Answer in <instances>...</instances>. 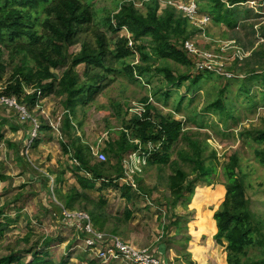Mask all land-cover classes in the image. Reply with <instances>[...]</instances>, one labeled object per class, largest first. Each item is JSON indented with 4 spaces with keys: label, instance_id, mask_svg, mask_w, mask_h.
Listing matches in <instances>:
<instances>
[{
    "label": "rangeland",
    "instance_id": "374dc122",
    "mask_svg": "<svg viewBox=\"0 0 264 264\" xmlns=\"http://www.w3.org/2000/svg\"><path fill=\"white\" fill-rule=\"evenodd\" d=\"M121 1H94L96 21L91 26L89 40L94 41L95 30L100 29L108 34L111 41H115L116 36L105 23V18L120 7ZM132 1L143 14L147 13L145 2L149 0ZM167 1L160 0L159 13L168 8L165 4ZM197 1L198 4L200 2L201 10L200 5L203 2ZM223 1L238 12L239 22L236 27L231 29L212 22L200 28L190 22L194 35L186 40L185 44L190 42L199 51L202 70L212 68L218 72L227 68L240 73V77L231 81L230 86L226 88L231 90L234 96L231 100L233 116L227 123L218 113L203 110L206 90L210 92V98H215L218 91L227 85L226 80L219 76L206 73L208 79H204L198 88L200 90L193 94L188 92L189 83L179 91L174 89L178 93L173 94L165 105V99H162L160 94L157 93L159 99L154 96L164 79L162 75L154 76L150 83L145 77L138 75L140 82H132L121 64H118L121 71L114 75L110 86L86 107L83 127L74 121L76 134L90 145L95 163L107 161L109 156L112 161H116L109 152L104 151L106 142L114 136L116 130L122 128L121 121L113 117L114 101H118L116 105H122L125 109L131 108L126 117L128 120L141 114L147 103H153L164 115L170 112L174 114L178 96L183 95L187 98L183 104V112L175 113L174 117L185 126L188 117L186 112L196 117L198 124L189 123V129L198 132L194 137L204 141L207 146L205 155L212 159L208 167L216 168L210 175L211 179H197L196 174H192L189 179L196 181V191L187 193L188 198L182 199L170 210L166 204V198L170 196L167 178L173 173L171 162L178 158L175 147L178 143L171 150L170 163L149 165L151 154L143 152L142 143L135 140L139 146L138 151L126 155L123 180L136 189V179L142 177L145 185L149 187L147 190H153L148 198L136 203L130 221L123 224L120 230L113 221H109L101 229L94 224L89 211L80 208L79 202L74 210L64 208L61 217L55 208V205L63 207L58 192H69L74 186L80 188L73 171L80 163L72 158L73 150L67 153L62 144L71 143L61 131L64 113L62 99L56 95H39V105L29 110L26 105L19 103L17 97L4 95L0 97V222L3 225L8 221L10 223L5 234L0 237V254H6L4 249L8 245H16L23 237L31 234L30 242H21L19 250L34 248L36 251L47 253L56 262L66 259L68 264H89V261H95L96 264H137L115 251L112 245L117 242L142 251L149 257L156 255L166 264H229L226 247L219 244L209 233L212 230V212L228 201L227 191L221 192L218 185L226 183L224 165L234 152L241 156L242 166L247 174L246 183L251 207L262 221L264 230V164L255 158L256 143L253 138H247L249 142H246L241 135L246 129H264V0H247L235 4H231L232 0ZM121 35L130 36L126 26L122 28ZM149 40L150 38L139 44L147 45ZM79 50L80 45L72 48L73 52ZM7 59L6 51L3 60ZM133 59L136 63L139 62V53H136ZM170 63L179 72L186 70V67ZM160 64L164 65L166 62L160 59L155 65ZM78 70L83 74L85 66L81 65ZM60 72L61 69L57 70V73ZM11 73L12 67L8 65L0 82V91ZM26 89L30 91L36 88ZM241 89H250V93L247 95ZM189 98H195L190 106ZM82 115L83 112L79 110L76 117L81 119ZM12 124L18 125L19 128L12 129ZM42 125H49V130L41 132ZM36 138L42 141L34 147ZM8 141L14 147L9 146ZM183 146H187L186 141ZM80 174L87 178L92 177L88 172L82 171ZM58 178L62 180L59 181ZM96 183L95 189H89L88 192L97 202L101 198L106 199V209L112 218L123 219L125 208L129 204L122 196V190L113 186L102 187L101 180ZM174 215L177 218H174ZM85 225L93 232L83 235ZM100 232L106 233V238L98 239L96 234H101ZM89 240L92 244H89ZM224 243L227 244L226 241ZM162 244L165 252L161 250ZM88 247L93 251L88 250ZM251 257H263L261 246L252 248L245 261H249ZM25 259L30 262L33 255L25 254Z\"/></svg>",
    "mask_w": 264,
    "mask_h": 264
},
{
    "label": "trees",
    "instance_id": "16d2710c",
    "mask_svg": "<svg viewBox=\"0 0 264 264\" xmlns=\"http://www.w3.org/2000/svg\"><path fill=\"white\" fill-rule=\"evenodd\" d=\"M94 1L0 0V82L6 74L8 65L12 67V73L1 89L0 97L4 95L17 97L19 103L26 105L29 110L39 105L37 100L39 95H56L62 99L64 113L61 131L71 142L70 145L62 144L67 153L73 150L72 158L80 163L73 170L80 188L74 186L69 192H58L63 207L55 205V208L62 217L64 208L74 210L76 203L79 202L80 208L89 211L95 225L103 229L109 221H113L120 230L123 224L130 221L136 203L148 198L153 190H147L149 187L145 185L142 177L136 179V189L123 180L124 159L139 147L135 140H140L144 147L143 152L151 154L148 159L149 165L170 163L171 150L178 143L175 146L178 158L171 162L173 173L167 178L170 196L166 198V204L170 210H173L182 199L188 198L187 193L196 191V181L189 179L192 174H196L197 179H211L210 175L216 168L213 166L209 169L208 165L212 159L205 155L207 146L204 141L194 137L198 132L189 129L191 127L189 123L198 124L196 117L186 112L187 126L174 117L175 113L183 112V104L187 99L183 95L178 96L179 101L174 114L170 112L164 115L153 103H147L141 114L134 115L128 120L126 117L131 108L125 109L122 105H116L118 101H114L113 117L121 121L122 128L116 130L114 136L106 142L104 151L109 152L116 161H112L109 156L107 161L94 162L90 145L77 136L75 125L77 123L83 127L86 107L110 86L114 75L121 71L118 64L123 66L126 76L132 82H140L138 75L145 77L149 83L154 76L162 75L164 79L154 96L157 98L160 94L162 99H165V105L186 83H189L188 92L193 94L200 90L198 88L203 80L208 79L206 73L211 74L210 76H219L226 80L227 85L218 91L215 98H210V92L206 90L203 110L218 113L225 123L233 116L231 100L234 97L233 92L226 88L230 86L231 81L240 77V73L227 68L218 73L198 68V56L190 53L185 47V41L194 35L190 20L171 6L159 13L160 0L146 1V14L136 7L134 1L122 0L120 7L105 18V23L116 36L115 41H111L108 34L100 29L95 30V39L91 41L89 32L96 21ZM246 1L232 0L231 4ZM202 2L201 11L209 13L213 17V23L226 25L231 29L236 27L239 22L238 12L227 6L223 0ZM125 26L130 36L121 35ZM148 38L150 40L147 45L139 44ZM78 45L80 50L73 52L72 48ZM6 51L8 59L4 61L3 55ZM136 53L140 55L137 63L132 60ZM160 59L166 64L156 66L157 60ZM170 62L186 67V70L179 72ZM81 65L85 66L83 74L78 70ZM60 69L61 72L57 73ZM27 87L36 89L28 91ZM241 90L247 95L250 93V89ZM194 101L195 98H189V106ZM79 110L83 112L81 119L76 117ZM12 125V129L19 128L16 124ZM185 127L188 129H184ZM40 128L43 132L49 130L50 126L42 125ZM241 135L246 142H249L247 138H253L256 143L255 158L264 164V129L255 131L246 129ZM41 141L42 139L36 138L33 146L37 147ZM185 141L186 147L183 146ZM7 144L14 147L9 141ZM180 144L182 146H179ZM186 168L191 170L188 171ZM82 171L88 172L92 177L82 176L80 174ZM224 175L226 183L218 185V188L221 192L227 191L229 197L225 204L212 212V230L209 235H213L219 244L226 247L229 264H264L262 221L251 207L246 183L247 174L237 152L231 154L225 163ZM100 180L102 187L113 186L122 190V196L129 204L125 208L123 219L112 218L106 209V199L101 198L97 202L88 192L89 189H95L96 182ZM171 212L173 215V211ZM174 218L177 217L174 215ZM9 223L10 221L3 225L0 222V237L5 234ZM30 239L31 234H28L16 245H8L4 249L7 253L0 254V264H68L66 259L56 262L47 253L36 251L34 248L19 250L21 242L29 243ZM258 246H261L263 257L258 259L251 257L246 262L245 257L250 256V250ZM163 247L162 244V252ZM29 253L33 255L30 262L25 259V254ZM89 264L96 263L89 261Z\"/></svg>",
    "mask_w": 264,
    "mask_h": 264
},
{
    "label": "built area",
    "instance_id": "2783aa9c",
    "mask_svg": "<svg viewBox=\"0 0 264 264\" xmlns=\"http://www.w3.org/2000/svg\"><path fill=\"white\" fill-rule=\"evenodd\" d=\"M165 4L167 5V7L168 6L174 7L184 17L188 18L190 20V22H192L195 26L196 25L199 26L200 28H203L204 26L206 27L213 22V18L209 13L202 12L200 10L197 0H168ZM130 44H133V43L131 42ZM185 47L190 53H193L194 55L198 56V62L199 63H198L197 67L201 68L200 66H202V62L199 59V57H200L199 51L190 42H187L185 44ZM203 58L208 59L206 56H203ZM204 69H207V68H204ZM208 70L213 71L212 68H209ZM221 70L225 71L226 68L221 69ZM222 71H218V72H222ZM214 72H216V71H214ZM6 102H9V101L6 100ZM136 142H139V141H136ZM133 154H136V153H133ZM134 186L136 188V183L134 184ZM88 225H85V227H84L86 234L93 232V230L88 229ZM106 236H107L106 233L96 234V237L100 240H102L103 238H106ZM88 242H89V244H92V241L89 240ZM112 246L115 249V251H117L118 254L125 255L127 259L132 260V261L136 262L137 264H166V262H164V261L161 262L160 258L156 255H155V257L154 256L149 257L144 252L137 251V250H135V249H133L127 245H124L120 242H117L115 245H112ZM88 250H91V249L88 247ZM91 251H93V250H91ZM99 257H101V256H99Z\"/></svg>",
    "mask_w": 264,
    "mask_h": 264
},
{
    "label": "crops",
    "instance_id": "0c3cea01",
    "mask_svg": "<svg viewBox=\"0 0 264 264\" xmlns=\"http://www.w3.org/2000/svg\"><path fill=\"white\" fill-rule=\"evenodd\" d=\"M222 260V259H221ZM222 262V261H221ZM225 262V261H224ZM224 264V263H223Z\"/></svg>",
    "mask_w": 264,
    "mask_h": 264
}]
</instances>
